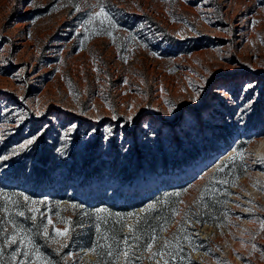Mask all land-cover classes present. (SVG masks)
<instances>
[{"label": "rangeland", "instance_id": "rangeland-1", "mask_svg": "<svg viewBox=\"0 0 264 264\" xmlns=\"http://www.w3.org/2000/svg\"><path fill=\"white\" fill-rule=\"evenodd\" d=\"M98 2L115 27L81 26ZM45 128L0 162V186L16 185L0 187V264H15L14 225L40 249L30 264H125L124 237L131 264H264V0H0V154ZM152 236L163 256L144 251Z\"/></svg>", "mask_w": 264, "mask_h": 264}, {"label": "snow or ice", "instance_id": "snow-or-ice-1", "mask_svg": "<svg viewBox=\"0 0 264 264\" xmlns=\"http://www.w3.org/2000/svg\"><path fill=\"white\" fill-rule=\"evenodd\" d=\"M96 6L99 7V11L88 15V19L86 21L82 22L81 26H83L86 23H91L94 17H103V19L100 21L101 24H103L104 21L107 20L109 25H111L112 27H115V25L112 24V21H111V19L108 16V12L106 10L105 5H103L102 3L98 2V5H96ZM96 6H93V7H96ZM77 11H79V8H77ZM251 87H252L251 85H246V86L243 87L242 91L247 93L251 89ZM199 95H200V93L196 92L195 98L192 100L193 103H196V101L199 99ZM165 103L168 104L167 101ZM251 106H252V101L250 99L248 102H246L244 105H242L241 114L246 113L251 108ZM173 110H174L173 107L169 106L168 107V115L171 116L173 114ZM128 111L129 112L132 111L131 107H129ZM10 115H15L17 117V119L14 121V123L16 124L17 127H19L20 123L23 122V119H24L23 115L19 114V113H15V114L10 113ZM36 115L39 116L40 113L37 112ZM112 119L116 120L117 117L115 115H113ZM132 122H133V115H129L127 117V124H131ZM127 124H123L122 123V124L119 125V127L121 129H123V128H125L127 126ZM75 128H76L75 125H70L69 128L66 131H64L63 135L61 136V140H69L71 138L72 132H73V130ZM45 130H46V128L45 129H41L37 133L32 134L31 136L27 137L26 139H24L18 145L13 146L10 149V152L4 153V154H0V162L6 161V160L10 159L11 157L18 156L21 152H23L25 150H28L32 145H34L35 143L38 142V140L40 139L41 136L44 135V131ZM96 131L97 130L95 128H93L86 135H94L96 133ZM116 135H117V133L115 132L113 127L106 126L104 128V132H103V137L102 138L105 141H107V140H110L113 136H116ZM236 151H237V155H238L239 159L240 160H244L246 153L245 152H241L239 150H236ZM255 163L264 164V155L259 156L257 158V160L255 161ZM222 183L227 184L228 182L227 181H223ZM174 195L178 196L179 193H175ZM224 195H228V194L224 193ZM24 200H25V202H28L29 201V197L25 196ZM224 202L226 203L227 201H224ZM31 203L35 204L37 202L36 201H31ZM72 207L75 208L76 205H72ZM154 207H155V205L150 204V205H148V210H151ZM30 210L33 211V212L38 211V209H35V208L30 209ZM5 211H6V209H5ZM99 211L103 212L104 209H100ZM141 211L143 212L145 210L141 209ZM244 211H250V210L249 209H245ZM172 213H173V215H176V214H178V211L176 209H173ZM15 214H16V216H19V217L24 216V212L23 211H17ZM127 215H128V217H133L135 214L134 213H128ZM223 215L225 217H227L228 213L224 212ZM31 219L33 221H35L36 220V216L33 215L31 217ZM235 219L239 220V219H241V217L236 216ZM136 220H137V222H139L141 220V217L136 216ZM185 222H188L187 215L185 216ZM192 222L193 223H198V224H202L203 223V221H201L199 219H196V220H194ZM259 223H260V230L264 231V219H261L259 221ZM13 224H14V222H13ZM48 224L49 225L52 224V220L51 219L48 220ZM217 226H219V225H217ZM128 229H129V233L133 234V238L135 240H138L139 237L135 236L136 227L134 225H128ZM0 230L7 232V228L6 227L4 229H0ZM96 230H97V232L100 231V228H99L98 225H97ZM55 232H56V236H58V237H67L69 235V228L65 227L63 230L56 229ZM42 235H43V237L46 240L51 239V237H49V234H48L47 226H45L43 228ZM194 235H198V234H194ZM252 239L253 240L255 239V235L252 236ZM155 240H156V236H152L151 237V241L146 244V246L144 248V251L151 252V249L153 247V242ZM53 242H56V241H53ZM3 243H4L5 246H9V245H15L16 246V247H14V249H13V251L11 253V257H10L11 261L15 262V264H30V261H29L30 255H39L40 254V249L35 245L31 234L29 232H27L26 230H24V229H18L15 225L13 227L12 233L9 234V235H5L3 237ZM123 243L125 245V248H124L123 252L120 253V254H122L124 256L125 264H131V262L129 260V254H130L129 253V249L135 247V245H130L129 244L128 237H124L123 238ZM240 243H241L242 246H244L243 239L240 240ZM167 246L168 245H167V242H166L165 247H167ZM64 247H67V244L61 243L60 244V249H62ZM252 247L255 250L256 245L253 244ZM29 248H31V252L29 251ZM60 249H57V255H59ZM92 251H95V248H93ZM107 254L109 256H112L111 250H109V252ZM163 255H164L163 252H151V257L163 256ZM18 257H21V258L17 259ZM39 264H51V261L48 260L45 257H41L40 260H39ZM165 264H169V262L165 261ZM189 264H191V262H189Z\"/></svg>", "mask_w": 264, "mask_h": 264}, {"label": "bare ground", "instance_id": "bare-ground-1", "mask_svg": "<svg viewBox=\"0 0 264 264\" xmlns=\"http://www.w3.org/2000/svg\"><path fill=\"white\" fill-rule=\"evenodd\" d=\"M221 86V87H220ZM218 87H220V88H222V85H218ZM221 90V89H220ZM221 92V91H220ZM261 145H260V147H259V150H260V153H261V150H263L264 149V139L262 138L261 140ZM208 159H206V160H202V161H200L199 163H201V162H204V161H207ZM193 167H197V164H194V165H188V166H186L185 167V173H189V171L193 168ZM163 176V175H162ZM164 176L166 177V178H169L170 176H172V175H170V174H168V173H165L164 174ZM180 176V175H179ZM157 178H160V177H157ZM150 180H153V179H150ZM150 180H148V181H150ZM105 182H107V183H113V181H101V182H96V183H94V184H91V185H87L88 186V189H93L94 187V190H100L101 188H102V186H103V184L105 183ZM138 186H136V189H140L141 187H144L143 185H144V182L143 181H138ZM117 184H119V188H126L125 186H126V184H124V183H120V182H118ZM99 185V186H98ZM160 185V184H159ZM48 187H51V186H48Z\"/></svg>", "mask_w": 264, "mask_h": 264}, {"label": "trees", "instance_id": "trees-1", "mask_svg": "<svg viewBox=\"0 0 264 264\" xmlns=\"http://www.w3.org/2000/svg\"><path fill=\"white\" fill-rule=\"evenodd\" d=\"M16 185H7V184H4V185H1L0 187L3 188V189H10V190H13L15 188ZM110 208V207H109ZM112 209V208H110ZM119 209L118 207L116 208V210ZM115 210V211H116Z\"/></svg>", "mask_w": 264, "mask_h": 264}, {"label": "built area", "instance_id": "built-area-1", "mask_svg": "<svg viewBox=\"0 0 264 264\" xmlns=\"http://www.w3.org/2000/svg\"><path fill=\"white\" fill-rule=\"evenodd\" d=\"M127 190H129V189H127ZM132 192H134V194H135V196H136V194H137V191H136V189H130Z\"/></svg>", "mask_w": 264, "mask_h": 264}]
</instances>
